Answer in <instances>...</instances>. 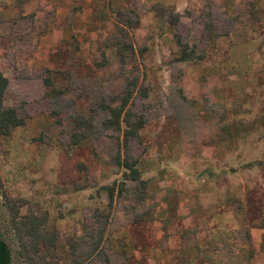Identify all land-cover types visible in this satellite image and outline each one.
Returning <instances> with one entry per match:
<instances>
[{"label":"rangeland","instance_id":"rangeland-1","mask_svg":"<svg viewBox=\"0 0 264 264\" xmlns=\"http://www.w3.org/2000/svg\"><path fill=\"white\" fill-rule=\"evenodd\" d=\"M0 9L3 106L25 120L0 137L11 247L22 238L36 264H166L190 205L179 189L205 168L202 154L240 145L256 162L264 74L229 80L226 61L232 41L264 39V0H189L181 14L147 0H0ZM177 42L191 59L178 61ZM127 90L128 127L110 125L108 108ZM244 180L248 200L264 201V175Z\"/></svg>","mask_w":264,"mask_h":264},{"label":"crops","instance_id":"crops-1","mask_svg":"<svg viewBox=\"0 0 264 264\" xmlns=\"http://www.w3.org/2000/svg\"><path fill=\"white\" fill-rule=\"evenodd\" d=\"M85 1L91 3L94 0ZM118 1L121 3L123 0ZM147 2L173 7L176 13L181 14L189 0ZM32 5L30 3L29 6ZM28 8V5H21L22 15L29 12ZM0 13L9 12L0 9ZM54 31L58 34L64 30ZM226 63L234 69L233 74L227 77L229 80L256 79L254 75L257 72L263 75L264 39L251 37L240 45L232 41ZM217 72L220 73L219 69ZM235 142L240 144V139L235 137ZM259 144L252 159L257 163L252 165L240 145L238 149L218 155L214 150L202 154L205 168L197 175L196 182L179 189L189 199L190 205L180 206L184 215V231L173 238L178 240V246L171 240L166 244V264H264V201L248 200L251 188L244 180L245 176L253 173L264 175V125Z\"/></svg>","mask_w":264,"mask_h":264},{"label":"trees","instance_id":"trees-1","mask_svg":"<svg viewBox=\"0 0 264 264\" xmlns=\"http://www.w3.org/2000/svg\"><path fill=\"white\" fill-rule=\"evenodd\" d=\"M179 18L178 15L175 17V21ZM132 28H138L139 22H135L134 25L130 26ZM177 46L179 48V57L178 61L185 62L191 59V54L188 51L187 45H182L180 42H177ZM264 68V64L262 65ZM261 68V69H262ZM264 71V69H262ZM45 86H49L48 79L44 81ZM8 86V80L2 75L0 72V137H9L11 133L22 126H24V118L20 117L17 114L16 108H5L3 106V96L4 92ZM130 92L127 90L125 92V96L119 101V105L116 108H108L111 113V120L108 121L110 125H114L118 127L120 123H124L128 127V121L126 120L127 113L124 112L128 105V101L130 98ZM264 125V122H263ZM141 127V123L137 125V128ZM263 133V130H262ZM132 132L130 129L125 130L124 133V141L126 142L129 135ZM262 136V135H261ZM261 138V137H260ZM259 138V140H260ZM238 144V143H236ZM259 144V141H258ZM260 146V144H259ZM263 147V146H262ZM257 163V162H254ZM253 163V164H254ZM263 164L262 162H258ZM123 167L125 170L129 172V176L133 181H137L140 178V171L132 165H128L127 163H123ZM252 164V163H250ZM13 221V220H12ZM5 221L0 218V264H36L31 255L29 246L23 241L22 238L18 237V248L13 249L11 247V242L8 236V227L4 223ZM14 228H16L17 233H20V228L17 223L12 222Z\"/></svg>","mask_w":264,"mask_h":264}]
</instances>
